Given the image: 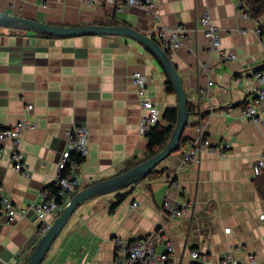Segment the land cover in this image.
<instances>
[{
    "label": "crops",
    "instance_id": "crops-1",
    "mask_svg": "<svg viewBox=\"0 0 264 264\" xmlns=\"http://www.w3.org/2000/svg\"><path fill=\"white\" fill-rule=\"evenodd\" d=\"M155 3L156 14L139 5L115 11L105 0H0V11L57 25L128 24L145 34L160 25L184 26L182 43L170 56L195 105L185 135L188 139L198 135L194 120L202 112L200 124L217 147L184 162L187 139L156 167L158 172L86 199L42 264H113L118 237L140 240L153 234L156 249L162 251L159 229L172 241L178 263L191 264L189 250L196 247L209 254L211 264H221L224 256L241 264H264V199L253 172L264 150V125L241 111L262 85L253 79V71L264 65L260 21L243 16L236 0ZM206 11L218 27L221 49L235 53V59L225 61L220 49L208 50L209 37L201 24ZM204 63L213 68L210 77L200 70ZM135 71L145 75L150 96L163 110L177 107L176 93L166 88L163 66L133 38L47 36L0 25V127L20 119L37 122L19 143L29 175L12 167V142L0 141V185L15 203L40 199L56 175L66 130L74 124L89 129V153L76 170V192L143 160L148 139L140 134L144 110L131 78ZM28 103L33 105L30 110L25 108ZM258 110L264 117V101ZM119 193L126 197L112 211L110 205ZM166 196L184 205L186 213L163 212ZM38 226L35 213L10 223L0 210V264H26L43 235Z\"/></svg>",
    "mask_w": 264,
    "mask_h": 264
},
{
    "label": "built area",
    "instance_id": "built-area-1",
    "mask_svg": "<svg viewBox=\"0 0 264 264\" xmlns=\"http://www.w3.org/2000/svg\"><path fill=\"white\" fill-rule=\"evenodd\" d=\"M105 2L113 5L115 11H124L128 6L139 5L156 14L154 10L155 0H105ZM236 3L242 15L249 17L250 14L245 0H236ZM201 24L209 37V51L220 49V58L225 61L237 57L235 53L221 49L218 27L208 11L202 14ZM184 32L185 29L182 25L176 27L160 25L149 35L154 37L163 48L171 51L182 43ZM260 42L264 52V37H260ZM200 70L210 77L213 68L209 63H204ZM131 78L136 85L140 104L144 110L140 118V134L147 137L152 128L162 121L163 109L150 96L147 89V80L143 73L135 71L131 74ZM253 79L262 85L255 88L256 96L254 100L246 102L241 111L246 117L264 125V117L260 115L258 110L259 104L264 101V65L253 71ZM234 80H239V77H235ZM32 107L31 103L25 105L27 110L32 109ZM201 113H198L194 120L197 124L198 135L188 139L186 147L183 149L182 160L184 162L198 160L203 150L216 151L217 149L204 133L200 124ZM35 126H37L36 121L20 119L0 127V141L9 139L13 144L10 157L12 167L24 175H29V166L24 157V152L19 148V143L22 134ZM66 139L65 148L62 150L57 163L56 175L51 182L52 189L44 187L37 202L17 204L11 199L4 187L0 185V210L6 214L10 223L35 213L36 218L39 220L38 231L44 234L69 203L79 184L76 170L89 153V129L84 125L74 124L66 130ZM225 146L229 147L230 145L225 144ZM220 153L223 154V151L220 150ZM2 155L3 149L0 148V157ZM253 172L255 175L264 172V150L257 156L253 164ZM172 184L177 185L176 178L172 179ZM186 209L184 205L171 201L167 196L162 204V211L172 216H182L186 213ZM161 233L162 229H159L158 234L160 236L158 237L161 238V243L164 245L162 251L156 249L153 243L155 238L153 234H148L140 240L115 238L113 264H181L173 258L174 247L172 241L161 235ZM189 258L191 264H211L209 254L200 248H191ZM250 259L254 260V256L250 255ZM220 263L241 264L231 256L222 257Z\"/></svg>",
    "mask_w": 264,
    "mask_h": 264
},
{
    "label": "water",
    "instance_id": "water-1",
    "mask_svg": "<svg viewBox=\"0 0 264 264\" xmlns=\"http://www.w3.org/2000/svg\"><path fill=\"white\" fill-rule=\"evenodd\" d=\"M0 25L62 37L114 34L133 38L155 55L172 80L178 99L177 120L169 140L162 150L116 176L95 182L74 193L63 211L55 218L51 227L40 237L26 262V264H42L52 244L80 204L90 197L129 187L138 180L147 177L166 157L179 149L182 135L191 115L188 107V92L176 65L172 61L170 51L163 48L154 37L139 31L132 25L101 23L76 26L57 25L5 11H0Z\"/></svg>",
    "mask_w": 264,
    "mask_h": 264
},
{
    "label": "trees",
    "instance_id": "trees-1",
    "mask_svg": "<svg viewBox=\"0 0 264 264\" xmlns=\"http://www.w3.org/2000/svg\"><path fill=\"white\" fill-rule=\"evenodd\" d=\"M245 2L248 7L250 17L260 21L259 35L260 37H264V0H245ZM111 24H116V23H111ZM36 33L47 35V36H53V35H48V34L40 33V32H36ZM164 72L167 75V79H166L167 90L169 92L175 93L172 80L170 79L165 69H164ZM188 107L190 110V114H193L195 112V105L189 100H188ZM176 120H177V107H167L163 110L162 121L158 122L152 128V130L149 132L147 136L148 144H147L146 153H145L146 155L144 156L143 160L158 153L160 150L163 149V147L166 145L167 141L169 140V137L176 123ZM164 121H165V124H164ZM187 139L188 137L185 135V132H184L181 138L179 148L181 147L183 142H185ZM133 166H134L133 164H130L128 166V169H130ZM156 172H158V169L155 168L148 175H152ZM256 186L260 194V197L264 199V172L257 175ZM46 187H49L52 189L51 183L47 185ZM125 197H126V194L119 193L117 195L116 200H114L111 203L110 209L113 211L122 202V200Z\"/></svg>",
    "mask_w": 264,
    "mask_h": 264
},
{
    "label": "rangeland",
    "instance_id": "rangeland-1",
    "mask_svg": "<svg viewBox=\"0 0 264 264\" xmlns=\"http://www.w3.org/2000/svg\"><path fill=\"white\" fill-rule=\"evenodd\" d=\"M79 125V124H78ZM84 126H86V125H84ZM87 127V126H86ZM88 128V127H87ZM148 176V175H147Z\"/></svg>",
    "mask_w": 264,
    "mask_h": 264
}]
</instances>
